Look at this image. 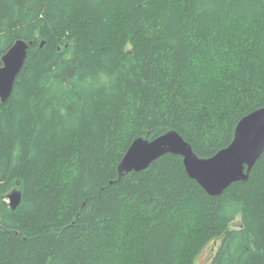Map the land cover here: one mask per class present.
I'll list each match as a JSON object with an SVG mask.
<instances>
[{
    "label": "trees",
    "instance_id": "1",
    "mask_svg": "<svg viewBox=\"0 0 264 264\" xmlns=\"http://www.w3.org/2000/svg\"><path fill=\"white\" fill-rule=\"evenodd\" d=\"M18 39L32 44L0 103V264H194L209 242V264H264V150L217 196L180 155L117 170L128 144L170 130L209 158L264 106V0H0V46ZM216 45L237 71L197 97L189 65ZM133 80L138 112L116 95ZM157 97L178 107L161 116Z\"/></svg>",
    "mask_w": 264,
    "mask_h": 264
},
{
    "label": "snow or ice",
    "instance_id": "2",
    "mask_svg": "<svg viewBox=\"0 0 264 264\" xmlns=\"http://www.w3.org/2000/svg\"><path fill=\"white\" fill-rule=\"evenodd\" d=\"M75 0H69V3H74ZM93 4L97 2H105V0H91ZM106 2L111 4H119L122 0H106ZM25 52L22 48H18L15 45L12 46H0V85H3L8 75H11V81L13 77L19 70V66L23 62ZM196 65V67H193ZM238 66V55L235 51L230 49L229 45H216L212 50L205 53L204 56L200 57L198 60H194L192 64L189 65V68L193 73L192 84L197 85L196 96L199 97L205 90L208 89V86L215 84L217 82L223 81L225 79L231 78L230 74H234L237 71ZM136 81H130L128 84V94L125 96L122 92L117 90L116 95L118 97V103L122 106L128 107L129 110L133 112H138L142 107H145L144 96H142L136 88L132 85ZM191 86V85H190ZM141 90L143 86H140ZM157 106L161 107L160 115L162 116L165 111L171 112L174 108H177V102L171 100L170 98H159L156 100ZM182 111L180 115H174L171 118L173 122V128L177 126V123L182 122ZM186 119V118H184ZM256 117H252L248 122L245 123L244 127L241 129V139L239 145L245 141V136L248 128L255 121ZM158 119H153L148 121L149 130L155 125ZM169 119L165 118L163 123H169ZM262 128H264V118H262ZM170 133H175L174 131H168L166 134H160L158 138L154 137L151 142L136 139L135 142H132L126 146L127 155H130V158L133 160L144 159L150 160L156 156L164 155L168 152H180L183 151L184 144L181 143V138L177 135L173 136ZM139 140L141 143H137ZM237 153L233 150L224 152L223 155H220L212 160H192V167L197 169H206L209 170L208 174L210 175V169L213 165L220 161L221 157L225 158V162L234 159ZM165 160L170 159L165 156ZM164 169L161 168V171ZM78 171V170H77Z\"/></svg>",
    "mask_w": 264,
    "mask_h": 264
},
{
    "label": "water",
    "instance_id": "3",
    "mask_svg": "<svg viewBox=\"0 0 264 264\" xmlns=\"http://www.w3.org/2000/svg\"><path fill=\"white\" fill-rule=\"evenodd\" d=\"M31 44V41L26 42L22 39H18L13 43V45L17 46L18 48L23 47L25 56L23 58V62L19 66L18 72L13 77L12 81L11 75L9 74L6 82L3 85H0V103H5L10 97L14 81L24 64V61L27 57L29 45ZM253 116L256 117V119L248 128L245 136V141L239 145L241 139V129L244 127L245 123L248 122ZM262 118H264V106L242 117L235 127L231 143L227 147L219 150L209 158L198 157L194 153L191 145L187 141H185L184 138L178 132H176L175 130H170L175 132L170 133V135L179 136L181 138V143H183L185 146L183 148V151L168 153L180 155L182 157L183 165L188 176L195 180L209 195L217 196L221 194L224 189L228 187L231 183L240 180H247L253 165L264 150V128H262ZM167 132L163 134H166ZM137 139L151 142V140L144 138ZM135 140L133 142H135ZM136 142L141 143V141L139 140H137ZM231 150L237 153L236 157L227 162H225L224 157H221L220 161H217V163L211 167L210 175L208 174L209 170L197 169L192 167L191 162L193 159L212 160L220 155H223L224 152H228ZM161 156H156L150 160H133L130 158V155H127V152H125L117 167L118 174L119 176H122L130 171L144 170L150 165L152 161ZM8 199L10 206L15 209L21 200L20 191L12 190L10 194H8Z\"/></svg>",
    "mask_w": 264,
    "mask_h": 264
},
{
    "label": "rangeland",
    "instance_id": "4",
    "mask_svg": "<svg viewBox=\"0 0 264 264\" xmlns=\"http://www.w3.org/2000/svg\"><path fill=\"white\" fill-rule=\"evenodd\" d=\"M10 194V193H9ZM9 200V199H8ZM240 225V218L237 217L231 224L232 228H238ZM216 246V242H209L197 255L194 264H209L211 253Z\"/></svg>",
    "mask_w": 264,
    "mask_h": 264
},
{
    "label": "clouds",
    "instance_id": "5",
    "mask_svg": "<svg viewBox=\"0 0 264 264\" xmlns=\"http://www.w3.org/2000/svg\"><path fill=\"white\" fill-rule=\"evenodd\" d=\"M69 171L71 172L72 176H74L76 174L74 162L72 163V165L69 166Z\"/></svg>",
    "mask_w": 264,
    "mask_h": 264
}]
</instances>
